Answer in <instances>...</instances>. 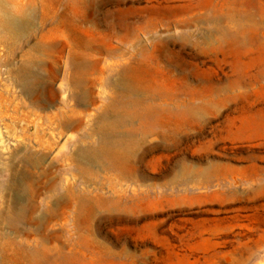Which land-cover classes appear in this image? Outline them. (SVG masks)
I'll list each match as a JSON object with an SVG mask.
<instances>
[{
    "label": "rangeland",
    "instance_id": "1",
    "mask_svg": "<svg viewBox=\"0 0 264 264\" xmlns=\"http://www.w3.org/2000/svg\"><path fill=\"white\" fill-rule=\"evenodd\" d=\"M42 2L0 0L35 16L0 31V264H264V0Z\"/></svg>",
    "mask_w": 264,
    "mask_h": 264
},
{
    "label": "bare ground",
    "instance_id": "2",
    "mask_svg": "<svg viewBox=\"0 0 264 264\" xmlns=\"http://www.w3.org/2000/svg\"><path fill=\"white\" fill-rule=\"evenodd\" d=\"M55 2H57V0H43L42 2V6H43V16L42 18L45 19L47 16H49V14L51 15L52 10H50L51 6H53L55 4ZM42 9V8H41ZM41 11V10H40ZM21 15L20 16H16L14 15L12 12L5 10L2 15H0V31L6 35H10L11 37L14 38H19L21 35H23L28 29H30L31 27H33L34 25V21H35V16L34 13L32 11H21L20 12ZM54 13V12H53ZM52 13V14H53ZM46 24V23H45ZM44 24V25H45ZM43 25V26H44ZM40 28V27H39ZM38 30V29H37ZM32 33V32H31ZM54 33V32H53ZM45 36V35H44ZM58 36V35H57ZM56 36V37H57ZM53 38V36H51ZM50 37V39H51ZM45 39V38H44ZM43 41H46L44 40ZM15 41V40H14ZM42 41V42H43ZM49 41V40H48ZM51 41V40H50ZM13 42V41H12ZM80 42V41H79ZM6 43V42H5ZM16 44V42H15ZM10 46V45H9ZM41 47L45 46L39 45ZM72 49V48H71ZM85 49V48H84ZM66 50V49H65ZM70 50V49H69ZM79 50V49H78ZM84 51V50H83ZM82 51V52H83ZM70 52V51H69ZM72 52V51H71ZM81 52V54H82ZM80 53V51H79ZM28 54V53H27ZM71 55V54H70ZM92 55V54H91ZM96 56V55H94ZM39 57V56H38ZM43 57V55H42ZM86 58L84 60H81L78 63H75V68L77 70H81L84 69L86 66ZM40 62V61H39ZM54 67V65H53ZM20 68V67H19ZM27 71L26 67H23L21 69V78H22V86L24 88H27L29 90L30 86H31V82L29 80H27L26 74L25 72ZM20 78V77H19ZM70 81V80H69ZM71 83V82H70ZM62 85V84H61ZM60 85V86H61ZM28 92V91H27ZM111 100V99H110ZM112 104V103H111ZM72 111V110H71ZM113 128L110 126V124L105 123V125L103 126V131L104 133L107 134V132L111 131ZM103 155L102 156H108L109 153L104 150L103 152H101ZM98 155V154H97ZM100 156V155H99ZM96 157V155L94 156ZM98 157V156H97ZM101 157V156H100ZM14 168V167H13ZM36 169V168H35ZM23 173V172H22ZM93 177V176H92ZM16 190V189H15ZM33 195V194H32ZM7 196V195H6ZM21 202V200H20ZM60 202V201H59ZM62 203V202H61ZM67 203V202H66ZM14 207V206H13ZM20 207V206H19ZM30 207V206H29ZM77 210V209H76ZM35 214V213H34ZM44 218V217H43ZM14 219V218H12ZM53 219V218H52ZM46 222V221H45ZM54 223V222H53ZM28 259V258H27Z\"/></svg>",
    "mask_w": 264,
    "mask_h": 264
}]
</instances>
